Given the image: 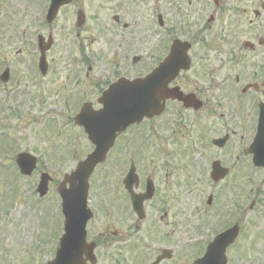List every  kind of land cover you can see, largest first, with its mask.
Wrapping results in <instances>:
<instances>
[{
  "label": "flooded vegetation",
  "instance_id": "obj_1",
  "mask_svg": "<svg viewBox=\"0 0 264 264\" xmlns=\"http://www.w3.org/2000/svg\"><path fill=\"white\" fill-rule=\"evenodd\" d=\"M49 3L0 0V36L33 11L40 12L37 21L42 28L51 26L45 22L44 12ZM111 7L117 11L108 37L111 55L103 67L110 76L92 81L94 66L89 64L79 85V101L100 109L104 90L120 76L144 77L155 68L166 72L159 81L166 80L174 97L165 100L160 114L130 125L116 138L109 153L125 155L124 163H114L108 178L90 182L88 206L93 216L86 225L87 241L95 242L97 256L99 249L109 252L112 263L194 264L210 235L234 224L242 229L244 224L238 178L235 187L232 181L227 186L229 177L215 182L209 170L210 192L196 195L192 185L198 179L195 170L202 165L197 156L203 158L210 150L211 123H221L213 131L218 132L216 136L229 133L231 139L247 137L251 142L263 132L259 123L264 121V0H112ZM146 8L154 25L152 52L129 55L132 40L145 44V37L136 35L141 32L138 26L149 27L142 25ZM77 37L82 38L81 31ZM79 47L83 53V41ZM81 62H88L84 55ZM36 72L33 68L30 81L32 74L35 81ZM12 77L10 68L8 82L0 81V88L7 89L6 96L12 91ZM70 95L66 103L75 101ZM227 119L228 123L236 120L238 126L228 130ZM242 149L235 160L239 161ZM214 159L228 165L223 156L206 157L203 164L211 165ZM132 165L137 176L131 189L125 176ZM228 190L234 196L230 205ZM132 193L143 202L140 213L134 210ZM195 198L198 205L192 210ZM204 231L209 234L191 236ZM196 250L199 252L194 254Z\"/></svg>",
  "mask_w": 264,
  "mask_h": 264
},
{
  "label": "rangeland",
  "instance_id": "obj_2",
  "mask_svg": "<svg viewBox=\"0 0 264 264\" xmlns=\"http://www.w3.org/2000/svg\"><path fill=\"white\" fill-rule=\"evenodd\" d=\"M111 3L112 0H77L76 5L64 10L51 26L43 28L37 21L40 12L33 11L29 17H21L18 26L7 28L0 36V70L2 62L6 61L13 76L9 83L12 89L9 95L6 96V88H0V160H3L0 164L4 162L8 168H0V264H47L55 257L62 230L59 200L54 191H57L63 175L74 169L77 161L93 149L70 117L78 111L79 85L82 84L88 65L94 66L92 81H101L110 76L103 67L111 55L108 37L112 32V15L117 11L112 9ZM79 7L84 9L87 16L86 24L80 30V39L77 37L79 29L75 25ZM146 9L145 14L142 12V25L145 27L149 24V27L141 29L138 26L141 32L138 31L136 35L145 37V44L138 45L132 40L129 55L143 51L147 53L143 55L148 56L152 52L150 47L154 46V25L148 15L149 9ZM22 30L24 32L21 34ZM38 31H51L54 44L47 53L48 77L38 80L39 84H36L32 81L33 74L31 81L28 76L37 60L32 51L33 45H36L32 34ZM131 37H135L133 32ZM80 41H83V53L79 47ZM84 54L89 59L86 64L81 62ZM147 61L150 62L149 59ZM17 79L21 80L18 84L24 90L23 93L18 92L16 97L15 90L19 87L15 85ZM67 94H71L75 100L70 106L65 102ZM18 111L19 115L14 114ZM210 125L211 137L217 135L218 132L213 131L221 127V123ZM236 125L237 121L231 120L227 128L230 130ZM5 136L8 137L7 143ZM247 140V137L240 140L235 137L221 151L208 144L211 150H207V154L202 151L205 153L203 158L197 156L202 165L196 168L195 177L198 179L192 185L196 195L211 191L207 175L210 165L203 164V160L214 155L225 157L231 166L227 186L228 182L232 181L233 185L235 179H239L237 189L244 211V227L240 243L228 251L229 258L233 259L229 264H264V169H255L243 149L238 164L234 158L240 152L239 149L246 146ZM16 151L36 155L39 160L38 171L29 177L20 176L14 161ZM115 155L118 160L122 159L117 161L119 164L124 163L125 155L116 152L97 169L94 179L107 177L104 172H112L116 166ZM42 171L49 172L53 180L49 185V195L36 205L39 198L36 186ZM230 193L229 190L226 192L227 204H231ZM253 200L256 203L249 209ZM190 205L195 210L197 199ZM207 234L204 231L192 233L191 236ZM98 255L97 264H111L106 250L99 249Z\"/></svg>",
  "mask_w": 264,
  "mask_h": 264
},
{
  "label": "water",
  "instance_id": "obj_3",
  "mask_svg": "<svg viewBox=\"0 0 264 264\" xmlns=\"http://www.w3.org/2000/svg\"><path fill=\"white\" fill-rule=\"evenodd\" d=\"M70 0H55L54 11L60 7L62 4L68 3ZM84 21V15L82 11L78 13V25ZM44 67H46L44 57L41 60ZM141 82L136 81L135 83H131L130 86L125 85L122 87L124 89L130 90V95L126 96L125 105L121 106L124 109H119L115 113L108 111L105 108V115L103 117L95 118V117H82L79 115L77 120L78 123L84 125L86 127V131L89 133V137L93 143H95L96 149L88 155V157L81 161L76 170L73 171L70 175H66L64 180H79V183L71 184V188L74 193H68L66 199L67 210V237L75 235H80V241L84 242V223L86 218L78 217V214L82 212L84 207V202L86 200L87 194V180L90 176L92 170L98 162L103 161L105 158V154L110 148L116 131H120L124 129L126 125L130 122H134L135 120H140L144 114L151 115L155 111H157V107L159 101L163 98H166L169 95L168 91L163 88H158V83H155L153 86H143L140 85ZM153 102H156L155 104ZM153 106V107H151ZM156 108H155V107ZM220 143H223L221 140ZM255 160L259 162V164H264V153L263 150H259L258 154L255 156ZM19 164L24 173L30 174L34 169L36 164V159L26 154H21L18 159ZM49 179L48 174H42L40 190L42 193L46 191L47 181ZM64 185V181L60 184V191H62ZM77 202V207L74 206L73 203ZM140 203V202H139ZM137 202L135 203V205ZM236 229H232L227 231L228 237L222 241L221 247L218 250V254L220 255V259L216 261L217 264H225V256L224 251L227 245H229L235 237V233L233 231ZM225 236V235H223ZM231 236V237H230ZM216 248H209L206 256L202 259V264H214L213 257L216 252ZM93 248L92 246L86 249V246L83 243L76 248L72 246H67L62 244L61 249L57 253V257L50 264H84L86 260L82 259V255L85 254L88 259L94 262L93 257Z\"/></svg>",
  "mask_w": 264,
  "mask_h": 264
}]
</instances>
